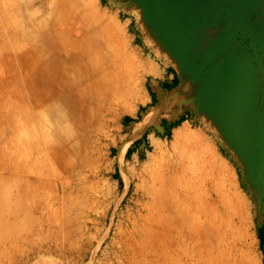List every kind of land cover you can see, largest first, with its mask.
Wrapping results in <instances>:
<instances>
[{
	"label": "rangeland",
	"instance_id": "374dc122",
	"mask_svg": "<svg viewBox=\"0 0 264 264\" xmlns=\"http://www.w3.org/2000/svg\"><path fill=\"white\" fill-rule=\"evenodd\" d=\"M43 1L52 6L66 2L70 7L73 2ZM112 1L110 5L107 0H90V9L96 15L106 14L97 25L113 27L134 71L110 113L97 110L91 115L81 133L80 152L61 158L48 135L53 117L37 103L30 85L44 46L34 50L35 36L24 30L29 22L24 0H0V264H192L180 255L191 245L178 242L172 234L163 257L160 218L150 226L148 214H143L144 205L150 204L148 170L162 160L174 161L178 167L176 157L182 152L184 163L195 170L196 190L206 188L216 197L217 187L229 198L235 193L241 196L231 200L235 240L226 264L234 258L238 261L233 264H264V199L246 178L245 163L228 146L217 121L199 112L195 102L184 104L183 113L169 119L174 125L188 122L194 135L173 144V128L152 133L165 141L166 153L149 159L156 149L147 142L140 155L134 152L119 161L121 146L154 108L147 102L149 79L133 83L135 69L143 59L153 65L160 59L180 69L140 28L130 0ZM71 15L78 18L75 10ZM135 93L145 95V101L137 102ZM19 108L23 145L32 142L30 149L20 150L16 142ZM134 142L132 138L129 145ZM171 191L168 202L173 200Z\"/></svg>",
	"mask_w": 264,
	"mask_h": 264
},
{
	"label": "bare ground",
	"instance_id": "6f19581e",
	"mask_svg": "<svg viewBox=\"0 0 264 264\" xmlns=\"http://www.w3.org/2000/svg\"><path fill=\"white\" fill-rule=\"evenodd\" d=\"M89 1L73 0L72 7L66 2L52 6L43 0L37 5L35 0H24L22 3L28 11L26 19H29L24 30L35 36L34 50L39 45L44 46L40 63L35 64L30 85L37 103L53 117L52 124L47 128L48 135L61 158H71L80 152L83 142L81 133L91 115L97 110L104 112V115L110 113L121 97L129 74L134 71L126 50L112 33L113 27L106 23L97 25L100 18L107 17L106 14L93 13ZM107 3L112 5L114 2L107 0ZM72 10L77 11L79 19L71 15ZM130 10L140 28L158 44V48L166 53L173 64L180 67L181 62L174 53L172 42L166 40L163 28L148 14L143 2L134 0ZM12 15H15L14 18L19 16ZM112 20L113 25L118 26L117 17ZM154 73L151 62L143 59L135 69L133 83L144 82L154 77ZM134 98L137 102L146 99L145 95L139 93H135ZM207 115L209 119L213 118ZM16 117V142L21 150L25 146L22 109L17 110ZM144 124L146 120L137 126L132 138L140 134ZM192 134L194 132L189 123L184 121L173 128L172 143L183 142ZM132 138L129 137L121 146L120 162ZM151 142L156 152L149 153L148 158L156 160L158 154L166 153L168 148L157 135L151 136ZM31 145L32 142H27L26 146L30 149ZM183 148L189 149L187 145ZM231 148L236 152L232 145ZM134 155L136 157L137 153ZM176 158L178 167H175L174 161L162 160L146 175L150 204L144 205L143 214H148L146 220L150 226L155 218H160L162 255L166 256L167 241L172 234L178 242L187 241L191 245L189 251L181 249L180 255H184L192 264H226L230 258L228 251L235 240L231 200L240 199L241 196L235 193L229 198L217 187L216 197L206 188L196 190L192 184L195 170L184 163L183 152ZM170 191L173 200L168 202L167 194ZM143 226L146 228L147 225ZM236 261L234 258L231 264Z\"/></svg>",
	"mask_w": 264,
	"mask_h": 264
},
{
	"label": "water",
	"instance_id": "95a60500",
	"mask_svg": "<svg viewBox=\"0 0 264 264\" xmlns=\"http://www.w3.org/2000/svg\"><path fill=\"white\" fill-rule=\"evenodd\" d=\"M138 1L181 62L179 84L147 113L141 132L195 102L217 121L264 199V0Z\"/></svg>",
	"mask_w": 264,
	"mask_h": 264
},
{
	"label": "crops",
	"instance_id": "0c3cea01",
	"mask_svg": "<svg viewBox=\"0 0 264 264\" xmlns=\"http://www.w3.org/2000/svg\"><path fill=\"white\" fill-rule=\"evenodd\" d=\"M152 66L154 68L155 73L154 77L149 78V91L147 95V102L154 103L155 108L156 106L162 103L163 96L168 94L167 92H170L171 89H173L179 84L180 74L175 68V66H173L171 63H163L160 59L157 60L156 65L152 64ZM149 111H147V113ZM183 111V108H181L177 111V114H173V116H170V113H172L170 112L152 121L144 132H141L139 135L134 137V145L128 146L127 150L124 153L123 159L126 158L128 155L132 156L134 152H138L140 155L143 145H145L147 142H151L152 133L156 134L158 131H165L170 128H174L176 125L172 124L169 119L171 117L175 119V117H178V113H183ZM152 125L154 127H152ZM152 130L154 131L152 132Z\"/></svg>",
	"mask_w": 264,
	"mask_h": 264
}]
</instances>
